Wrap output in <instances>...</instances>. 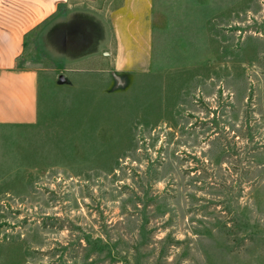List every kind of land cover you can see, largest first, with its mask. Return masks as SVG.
<instances>
[{"label": "rangeland", "instance_id": "rangeland-1", "mask_svg": "<svg viewBox=\"0 0 264 264\" xmlns=\"http://www.w3.org/2000/svg\"><path fill=\"white\" fill-rule=\"evenodd\" d=\"M130 2L70 0L25 38L0 264H264V0H150L147 38Z\"/></svg>", "mask_w": 264, "mask_h": 264}, {"label": "crops", "instance_id": "crops-1", "mask_svg": "<svg viewBox=\"0 0 264 264\" xmlns=\"http://www.w3.org/2000/svg\"><path fill=\"white\" fill-rule=\"evenodd\" d=\"M131 12L122 21L133 23L123 31L151 30L150 0H129ZM70 0H0V125H29L37 117L36 72L19 65L30 31L52 17ZM141 6V11L135 10ZM139 22L140 24H136Z\"/></svg>", "mask_w": 264, "mask_h": 264}]
</instances>
